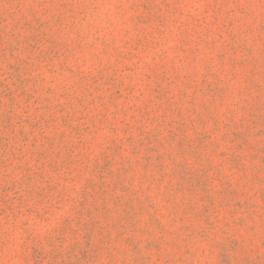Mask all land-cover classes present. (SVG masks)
<instances>
[{
	"label": "rangeland",
	"instance_id": "374dc122",
	"mask_svg": "<svg viewBox=\"0 0 264 264\" xmlns=\"http://www.w3.org/2000/svg\"><path fill=\"white\" fill-rule=\"evenodd\" d=\"M0 264H264V0H0Z\"/></svg>",
	"mask_w": 264,
	"mask_h": 264
}]
</instances>
